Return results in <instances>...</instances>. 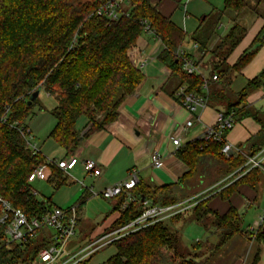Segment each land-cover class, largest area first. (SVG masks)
Here are the masks:
<instances>
[{
  "label": "trees",
  "instance_id": "trees-1",
  "mask_svg": "<svg viewBox=\"0 0 264 264\" xmlns=\"http://www.w3.org/2000/svg\"><path fill=\"white\" fill-rule=\"evenodd\" d=\"M114 1L117 0H0V196L14 208L26 213L30 219L41 218L52 209L50 200H39L30 191L33 171L46 165L41 153L33 156L26 146V142H29L27 122L32 118L34 108L40 105L39 99L29 106L30 96L41 88L55 101L52 115L56 124L49 137L65 151L67 158L74 156L84 139L118 120L124 101L143 83L142 71L129 56L130 48L144 34L142 22L150 24L162 43L164 49L159 60L177 79V91L185 88L186 95L194 92L204 95L208 106L227 115L234 114L236 124L245 117L254 118L262 125L258 138L263 139L264 145V123L247 106L250 92L264 89V71L249 81L243 91L234 94L235 100L228 90L233 74L241 72L258 49L264 46V25L250 49L241 55L234 66H228L226 61L244 39L246 29L238 22L229 29L212 51L214 59H218L212 70V76H218L217 85L209 86L208 92L204 93V77L185 74L183 62L176 56V52L187 41V33L162 15L150 0H124L129 6L122 10L117 22H110L98 15L102 8ZM262 4L264 0H258V6L252 8L246 0H225L222 13H232L240 18L251 8L258 13ZM206 20L207 17L202 20L192 38L193 42L200 45L201 51H205L210 42L209 37L203 36ZM41 111L46 110L41 107ZM82 117L88 119L89 126L84 134L77 129ZM261 146L254 148L250 156L239 155L225 160L230 170L224 176L236 172L231 178L234 179L245 174L222 192L224 201H228L241 185L255 189L260 181L261 169L247 171L245 165L251 157L260 153ZM221 148V143L199 139L180 149L178 157L189 167V172L180 183L158 187L139 180L131 191L135 202L122 211L113 228L102 236L139 218L145 202L168 207L190 198L183 184L195 176L203 159H221ZM49 169L51 174L48 183L55 190L68 184L61 170L55 166H49ZM117 199L120 200L119 206H122L126 195ZM208 203V199L200 201L191 210L167 222L156 223L113 242L109 246L114 247L116 253L104 264H159L164 254L167 256V253L172 252L179 255L180 238L178 231L172 228L187 217H191L190 223L195 222L205 230L208 228V216L215 217L212 226L220 233L215 250L219 251L234 236L244 232L242 218L233 207L220 215L211 210ZM1 213L0 209V216ZM42 235L39 233L36 239L30 240L25 246H3L0 264H34L39 251L52 244ZM251 235L255 237L256 243L264 247V225ZM3 240L4 227L0 224V243ZM201 245L196 243L192 247L200 249L197 247ZM179 258L176 264H202L198 256ZM260 262L261 252L258 249L250 264Z\"/></svg>",
  "mask_w": 264,
  "mask_h": 264
},
{
  "label": "crops",
  "instance_id": "crops-1",
  "mask_svg": "<svg viewBox=\"0 0 264 264\" xmlns=\"http://www.w3.org/2000/svg\"><path fill=\"white\" fill-rule=\"evenodd\" d=\"M150 1L158 7L162 15L170 18L174 23V9L176 10L185 3V0ZM259 9L261 13H255L252 17L248 18L247 13H245L236 19L246 23V27H244L246 35L227 58L226 64L228 66H234L241 55L250 49L255 37L263 27L264 4L260 5ZM187 18L185 7L184 18L182 19L185 32L187 30ZM175 24L179 27L177 23ZM221 28L222 25L218 24L213 28L204 30L203 36L210 38L208 47L215 46L217 42H220L227 35L228 32L222 37L218 35L217 32ZM197 29L192 30L190 35L187 33V41L181 49L202 68L203 77L211 80L214 63L217 60L207 57L202 60V57H200L202 53L200 45L192 40ZM142 36H145V38L142 39ZM142 36L139 38L134 49L140 52L142 58H150L146 66L140 69L144 75L143 83L134 94L127 97L124 101L119 110V118L115 123L84 139L74 155L80 160V163L72 171L64 173L68 180L66 186L78 184L76 185L78 188L75 190L71 200L62 206L68 207L73 203L79 205L78 230L75 238L67 246L68 252L86 247L89 243L97 240V237L102 236L105 231L113 228L123 211L122 206H119V199L112 201L105 200L108 201L105 205L101 203L100 213L96 217L87 215V211L86 209L84 211V208L87 203L99 201L102 198L99 194L103 189L125 180L131 171L136 170L139 180L146 184L158 187L176 186L179 184L189 172V167L179 159L178 151L186 145L199 140L208 128L216 124L218 115L222 112L210 105H207L204 109H199L193 115L184 110L178 100L179 91L177 90L179 83L177 79L171 76L170 70L159 60V56L164 49L162 43L149 35L143 34ZM263 71L264 46L258 49L254 58L241 72L233 74L232 84L228 89L231 92L229 95L234 99V94L243 91L248 82L258 77ZM211 85L214 87L217 84L215 82L211 83ZM247 104L248 108L252 111L251 113L256 114L262 123H264V89L251 91L247 98ZM188 122H192V126L189 128L186 127ZM77 129L82 134L88 131L89 126L86 117L79 119ZM261 131V123L254 120V118L245 117L226 135V140L240 151V155L250 156L254 148L257 149L262 145L263 139L258 138ZM173 138H179L181 141L182 145L179 148L174 146L172 142ZM34 145L39 148L37 144ZM57 146L58 148H54V151L51 152V155L46 160L67 159L65 151L58 144ZM39 150L42 152L41 149ZM155 153L161 155L164 160L163 165L158 168L153 166V154ZM222 158L219 160L213 158L203 159L195 176L185 181L182 186L191 196L183 203L191 207V210L200 201L208 199V207L211 210L224 215L233 207L238 211L241 218L248 215L253 209L261 210L264 202V145L261 146L260 153L251 157L263 160L260 167V181L257 183L255 189L241 185L228 201L223 200L221 197L222 192L245 173L238 175L234 179L231 178L236 172L224 176V173L227 172L224 169V162L228 159L223 155ZM86 160L94 161L99 165L102 170V174L99 177H92L85 173L82 161ZM46 169H48L50 176L49 167ZM45 200H50L49 204L53 206L52 208L58 207L52 205L51 199ZM148 204H152V202H148ZM180 221L175 229L180 233V241L182 242V246L185 247L187 244L185 228L188 224ZM243 230L245 234L246 231L244 228ZM203 231L206 241L211 239L212 235L213 238H216L220 234L217 230L209 232L203 228ZM53 235V231L48 230L43 232L42 237L50 241ZM240 236L246 240L243 234H240ZM196 238V243L202 244V240L199 237ZM246 241L250 243L248 240ZM201 246L197 247L200 248L199 252L202 249Z\"/></svg>",
  "mask_w": 264,
  "mask_h": 264
},
{
  "label": "built area",
  "instance_id": "built-area-1",
  "mask_svg": "<svg viewBox=\"0 0 264 264\" xmlns=\"http://www.w3.org/2000/svg\"><path fill=\"white\" fill-rule=\"evenodd\" d=\"M191 0H185L188 4ZM124 0L114 1L99 12V16L106 17L110 22H117L120 19ZM144 31L143 33L157 39L154 31L148 22H142ZM129 56L133 64L142 69L146 66L150 60L141 57L140 52L136 49L130 51ZM176 56L183 62L182 70L185 74L189 75H202V68L192 58H187L185 52L180 48L176 52ZM218 81V76L214 75L211 80L204 78L203 91L208 92V88L211 83ZM49 96V95H48ZM178 100L182 108L189 114H195L199 109H204L208 105L207 98L199 93L185 94V88H181L178 94ZM236 125L234 114H225L220 112L217 118V122L213 127L208 128L203 136L200 138L205 142L214 141L222 144L221 153L229 159L235 158L240 155V151L234 148L226 140V134L230 132ZM192 126V122L187 123V128ZM26 135L28 140L31 138V132L27 129ZM174 146L180 147L181 141L179 138H173ZM32 155L36 156L40 154L36 145L28 142ZM80 163V160L76 156H71L64 160H46V165L35 168L32 173V177L44 181L46 176L43 170L49 166H55L63 173L72 171ZM164 163L163 157L158 153L153 154V166L158 168ZM263 160L251 158L245 165L247 171L254 168H260ZM83 169L85 173L92 177H99L102 174V170L99 165L91 160L82 161ZM31 177V178H32ZM31 180V179H30ZM139 182L138 172L136 170L131 171L127 178L121 182H118L112 186H109L101 191L99 194L103 199L112 201L126 195L125 202L122 205V209L125 210L127 206L135 202V197L131 191L136 187ZM31 194L37 197V193L30 187ZM185 203H180L168 207L155 206L153 204L144 203L143 213L132 223L119 228L113 232H110L94 242L89 243L86 247L68 252L67 246L69 242L75 238L78 229V210L79 205L74 204L68 208L54 207L49 210L41 218H29L22 210L14 208V206L5 198L0 196V209L2 211L0 216V224L4 227V240L0 243V250L3 246L11 245H27L30 240H34L38 237L39 233L51 230L54 235L50 238L52 244L39 251L34 264H82L93 254L108 247L113 242L137 232L141 229L147 228L159 222H167L171 218L185 213L190 210ZM264 225V210L261 216L254 221L245 233L255 234L260 227Z\"/></svg>",
  "mask_w": 264,
  "mask_h": 264
},
{
  "label": "rangeland",
  "instance_id": "rangeland-1",
  "mask_svg": "<svg viewBox=\"0 0 264 264\" xmlns=\"http://www.w3.org/2000/svg\"><path fill=\"white\" fill-rule=\"evenodd\" d=\"M252 8L258 6V0H246ZM123 8H127L129 4L124 1L122 5ZM225 6V0H191L187 5L186 2L176 10L174 9V21L179 25V27L184 31V26L182 24V19L184 18L185 14V7L187 12V30L186 33L190 35L192 30L197 29L199 24L207 17L205 22L206 29L213 28L216 25H222V28L218 30L219 36H224L228 30L236 24V22L240 23L241 26L246 27V23L241 20H236L235 14L232 13H222ZM249 9L246 13L249 17L254 16L255 12L253 9ZM260 9H258V13ZM261 13V12H260ZM218 23V24H217ZM145 36H142L144 39ZM189 38V36H188ZM153 44V43H152ZM157 44V43H156ZM219 42L216 43V45ZM215 45V46H216ZM160 46V44H159ZM215 46H209L205 51H201L200 57L202 60L204 58H210L214 60V55H212V51L214 50ZM133 46L130 48V51H134ZM218 61V59H217ZM216 61V62H217ZM206 67V66H204ZM40 105L34 108V114L32 118L27 122V128L31 132V138L29 141L32 144H37L39 146L38 149H41L40 152L45 159L51 155V152L54 151V148H58L57 144L49 137L51 131L54 129L56 121L52 115L53 107L56 105L55 101L52 98H49L46 93L42 92L40 96ZM41 107H44L46 111H41ZM26 146L31 150L28 142H26ZM54 146V147H52ZM40 151V150H39ZM230 167L226 164L224 165V169L227 171L230 170ZM46 179L44 181L37 179V177L33 176L30 180V186L37 193V198L39 200L43 199H51L52 205L58 206L59 208H68L74 205V203L68 207H62L65 203L71 200L75 190L78 188V184L74 186H64L58 191H56L53 186L48 183L49 172L48 169L43 170ZM75 187V188H74ZM188 197V196H187ZM82 201V200H81ZM108 201L105 199L100 198L99 201L87 203L84 211L86 209L87 215H91V217H96L100 213V204L102 205L107 204ZM53 207V206H52ZM264 210V202L261 210L253 209L250 211L248 215L243 216L242 218V225L245 231H247L250 226H253L254 221L261 216L262 211ZM190 218L183 219L180 222L184 224H188L185 228V234L187 237V244L182 246V242H179V255L185 258H193L194 256H198V261L202 264H249L253 255H255V251L258 249L261 252V262L259 264H264V247L259 245L255 242V237L251 234H247L244 232L242 233L248 243L244 238L240 235L235 236L226 246H224L219 251L216 250V246L219 244L220 237L211 236V239L208 241L205 240V234L203 228L198 226L197 223H190ZM215 222V217L210 215L208 216V220L206 222L208 228L206 231H215L217 230L215 227L212 226ZM176 227V225H175ZM200 227V228H199ZM173 230H176L174 227ZM78 230V229H77ZM202 232V234H201ZM179 238L180 233L178 232ZM196 237L202 240V249L199 252V249H195L192 246L196 243ZM116 253V249L112 246L103 249L93 255L90 259H88L85 263L82 264H104L108 259L114 256ZM172 252L167 253V256L164 254L163 257L160 258L159 264H176L179 261V257H174Z\"/></svg>",
  "mask_w": 264,
  "mask_h": 264
},
{
  "label": "water",
  "instance_id": "water-1",
  "mask_svg": "<svg viewBox=\"0 0 264 264\" xmlns=\"http://www.w3.org/2000/svg\"><path fill=\"white\" fill-rule=\"evenodd\" d=\"M42 93V89L39 88L37 91H35L28 100V105L31 106L34 103H36L40 99V95Z\"/></svg>",
  "mask_w": 264,
  "mask_h": 264
}]
</instances>
